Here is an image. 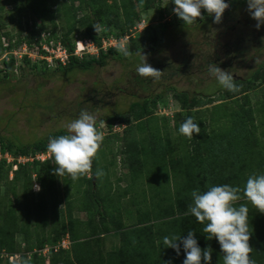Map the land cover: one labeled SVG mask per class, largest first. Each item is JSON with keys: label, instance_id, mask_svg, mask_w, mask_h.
<instances>
[{"label": "rangeland", "instance_id": "obj_1", "mask_svg": "<svg viewBox=\"0 0 264 264\" xmlns=\"http://www.w3.org/2000/svg\"><path fill=\"white\" fill-rule=\"evenodd\" d=\"M15 3L16 0H0V35L5 33L12 35L13 44L18 42L19 18L15 14ZM227 3L229 7L224 14L230 10V3ZM70 5V0H64L63 7L60 3V6L53 9L57 15L59 33L65 31L63 11ZM140 5V21L128 36L136 38L143 33L144 28L149 27L155 30L158 39L153 45L142 44L135 48L127 41L128 37L122 38V43L132 53L136 48H142L147 62L162 72L158 79L141 77L137 74L136 67L141 57L139 60L131 58L126 66L110 61L105 68H96L88 72H74L64 77L50 74L49 72L55 70L56 63L52 62L49 66L48 62L36 56L34 48L26 44V32H24L19 47L15 45L9 53L0 52V71L4 70L3 60L10 55L16 60L10 79L0 83V138L17 145H29L58 131L68 133L67 125L77 119L81 111L95 115L97 120L114 114H127L131 104L141 101L149 94L159 93L165 87L189 92L199 100L200 95H211L224 90L209 73V65L215 64L231 73L235 80H245L264 62V24L257 28L258 22L251 17L247 0H244L235 11L227 15L223 14L218 24L213 22V16L202 10L203 19L200 18V21L193 25H185L173 12L172 0H161V18L155 9L148 7L150 10L145 11ZM21 23L24 27L25 19H22ZM44 24L49 25L47 20ZM159 26L165 27L166 31L162 32ZM111 32L112 35L118 34L114 29ZM41 37V44L45 46L47 34H42ZM79 37L74 41H84ZM1 44L7 48V38L2 39ZM252 48L256 49V52L251 53ZM238 50L248 51V54H237ZM95 55L97 53L91 50V54L87 56ZM24 56L29 59L28 64L23 62ZM33 66L37 72H47V75L31 76ZM138 79L147 83H145L147 93L142 91L141 85L136 81ZM245 95L247 99L244 98ZM173 96L172 93L167 94L164 105L160 104L154 116L146 117L139 122L130 118L129 126L124 132L111 134L102 127L103 122L96 121L104 140L93 159L92 167L95 172L98 169L103 170L104 175L95 177L92 189L89 184L84 183L83 176L87 179L91 178L89 173L76 180H73L69 174L58 176L55 183L56 193L51 190L48 181H45L41 187L39 181L35 179L28 194V202L31 203L29 220L28 223L23 222L22 227L23 233L31 237V243L37 237V230L40 234L44 229V233L39 238L45 235V238L51 235L50 240L60 238L62 225L65 231L69 230V214L82 225L87 224L92 218L98 226H102L100 231L94 228L91 236H102L101 240L106 235L119 236L120 240L116 243L106 245L102 243L97 254L103 256L120 250L122 240L125 238L122 234L124 228L126 236L129 237L132 236L129 233L134 227L141 228L152 224L158 228H165L169 220L161 217L164 215L162 211L167 210L172 203L163 202L161 192L167 196L164 198L170 197L171 194L174 199L172 206L175 207L178 205L175 201L177 186H181L179 190L190 186L184 182L187 174L190 173L189 178L193 180L191 191L201 189L205 185L202 177L206 178L216 170L208 161L211 155L207 153L205 144L214 134H221L228 126H232V115L240 113L242 105L245 109H251L255 120L256 132L252 141L257 143V147L253 149L264 152V114L260 110V106L264 105V82L261 80L254 82L252 91L237 98L201 105L200 108L193 109L191 114L194 116L195 113H200L199 119L195 120L196 123L204 124L195 144L179 133V127L186 117ZM219 99L220 96H217L216 100ZM165 121L168 123V128L164 127ZM114 136H118V141H115ZM145 148H150L151 151L155 149L154 158H158L164 166L160 168L157 165L158 172L148 161L146 166L139 167L138 164L144 162ZM2 159L3 155H0V160ZM203 160L204 163H200ZM129 165L135 168L133 172L138 173V177L134 180ZM6 166L3 170H7L8 166L11 167L8 172V178L11 179L13 167L11 164ZM10 179L0 185V231L5 230L7 226V212L13 201L10 192L8 195L5 192L8 188L12 189V186L8 185L11 183ZM36 186H39V191L36 190ZM15 190L17 195H21L22 191L18 184L15 185ZM91 190L102 205L105 221H100L95 211L89 213L84 212L83 209L79 210L80 203L86 196L89 198ZM184 203L192 204L193 201ZM33 204L45 206L47 218L45 222L40 218L39 210L33 211ZM57 226H59L58 230L53 233ZM84 227L89 235L92 230ZM154 232L152 231L151 238L157 240L160 236H156ZM23 233L15 235L16 246L20 248L19 253L14 254L16 256L25 254L22 251L25 248ZM157 246L167 251L164 246L160 247L159 244ZM3 260L4 264H9L5 257ZM12 264H22L21 258L15 260L14 257Z\"/></svg>", "mask_w": 264, "mask_h": 264}, {"label": "trees", "instance_id": "obj_2", "mask_svg": "<svg viewBox=\"0 0 264 264\" xmlns=\"http://www.w3.org/2000/svg\"><path fill=\"white\" fill-rule=\"evenodd\" d=\"M66 1V0H65ZM71 5L64 10L66 28L65 31L61 33L57 32L58 22L56 12L53 11L54 8L60 6L63 7L64 0H16L15 14L18 16L19 21L17 25L18 29V42L13 44L14 37L10 34L0 35V52L9 53L14 49V46L19 47L22 44L21 38L26 32V44L28 47L39 46V54L45 56V52L40 49L41 35H48L45 43L50 41H58L67 50L69 54L68 61L65 65L60 63L56 64L55 70L49 72L50 74H58L62 77L67 76L74 72H88L96 68H105L110 61H116L122 65H127L131 58L139 60L140 56L137 55L138 52L143 54L144 50L142 48H136L130 57H124L120 54L117 49H107L102 50V42L104 39L109 37H114L117 40L128 37L129 44L133 48L138 47L142 44L153 45L156 43L158 36H156L155 30L153 28H144L143 33L138 35L136 38H131L129 33L136 27L137 23L140 21L141 12L139 10V4H141L145 11L155 9L160 18L162 17V10L160 8L161 0H70ZM227 0L230 3V10L224 15L235 11L239 5H242L244 0ZM239 3L238 5H236ZM140 5V6H141ZM150 7V8H148ZM173 7L175 5L173 4ZM61 9V8H60ZM205 12V11H203ZM206 13V12H205ZM25 19V25L22 26L21 20ZM48 21L45 25L44 22ZM37 21L39 23L37 24ZM200 21V18H197ZM30 22V24H29ZM32 23V24H31ZM200 23V22H199ZM100 24L101 30L97 33L95 31L94 25ZM160 27V26H159ZM117 30L118 34L112 35L111 30ZM162 32L166 31L165 27H160ZM183 29V28H181ZM154 31V32H153ZM161 32V33H162ZM164 34V33H163ZM78 36L84 40L90 41L94 47L98 50L97 55L87 56L83 58H78L74 56L76 39ZM7 38L8 46L4 48L1 44L2 39ZM159 41V40H158ZM161 41V40H160ZM158 43V42H157ZM240 53L248 54V51H240ZM44 61V60H43ZM23 62L28 64L29 59L26 56L23 57ZM45 63V62H44ZM3 71H0V83L7 82L13 72L16 64L15 58L10 55L9 58L3 60ZM33 72L31 76L39 77L46 76L47 72H37L36 68L33 66ZM3 75V76H1ZM235 80V79H234ZM261 80L264 82V62L255 70L248 79L245 80H235V83L239 87V91L230 92L226 89L221 90L217 93L211 95H200L199 100L193 97L189 92H180L173 87H165L159 93L149 94L141 101L131 104L127 114H114L112 116L99 119L97 121L110 124L119 121L120 123L126 125V129L129 126V119H133L135 122H139L142 119L150 116H154L155 111L160 106H163L165 98L168 93H172L175 100L180 104L181 110L185 113V117H192L194 120L199 119L200 113L194 116L191 111L196 108H200L201 105H209L218 101H226L232 98H237L238 96L250 92L253 90V84L255 81ZM142 88V91L147 93L148 90L145 88V80H136ZM147 84V83H146ZM217 96L221 99L216 100ZM247 99V95L244 96ZM246 105V104H244ZM249 105V104H248ZM261 112L264 114V105L260 106ZM231 125L221 134H214L213 138H209L205 144V148L209 157L208 161L210 165L216 170L212 171L208 177L203 178L205 180L204 186L199 189L200 191L207 190L209 185H222L230 184L232 186H239L243 190L244 184L247 178L252 174L264 173V152L260 150H254L253 147H257V143L254 140V132H256L255 120L252 116L251 109H245V106H241V112L232 115ZM164 127L168 128V123L163 122ZM203 123H199L200 129H203ZM126 129L124 131H126ZM123 131V132H124ZM66 131H58L51 134L47 138L38 140L29 145H17L12 141H7L5 138H0V155L10 154L13 157L18 156H29L44 153L48 149V144L50 138L59 137L61 135H67ZM199 135L194 134L193 139L188 140L192 144L198 141ZM115 141H118V136H114ZM122 152H120V155ZM155 149L152 151L150 148L144 149V162L140 165L146 166L147 161L152 164L155 171L158 172L157 165L163 168L161 161L158 158H154ZM132 158H138V156H131ZM152 160V161H151ZM200 163H204V160ZM6 161L0 160V185L8 181V172H10L11 167L8 166L7 170H3L6 166ZM160 165V166H159ZM131 173H133L134 178L138 177L137 172H133L135 169L133 166L129 165ZM143 166V167H144ZM7 167V166H6ZM57 167L55 160L52 159L47 163L40 164L39 162H33L30 164L19 165L16 172H13L11 177L12 189L8 188L5 191L8 195L10 192L11 197H13L12 204H10V210L7 212L6 217V227L5 230L0 231V253L4 252L8 255H14L19 253V249L16 246L15 235L18 233H23L22 227L23 222L28 223L31 208V203L28 201V194L30 193L31 187L35 179L42 184L45 181L50 183L51 190L56 193L55 183L58 175L55 174L54 170ZM91 178L84 177V183L89 184L91 189L93 188L92 179L96 177V172L92 167L88 172ZM137 174V175H136ZM189 174L184 179L187 189L179 190L180 185L177 186L175 194L177 199L175 200L178 204L177 206H172L174 199L167 197L165 193H162L163 202L172 203L169 204L167 210H163L161 217L169 220L165 225V228H158L156 225H146L141 228H132L130 235L126 236V229H122V234L125 238L122 240V246L119 251L107 253L106 255L97 254L101 249L103 240L100 239L102 236H91L93 234L94 228L98 231L102 226H98L92 218H90L87 224H80L74 217L71 218L69 214L68 220V231H65L64 225L62 228V233L60 238L56 240H50L51 235L46 238L36 231V236L34 241L31 243V237L25 235V248L22 250L25 254H30V256H21L22 264L23 261L30 257L31 264H183L185 258L183 249L181 248V254L176 255L175 251L171 248H167V251L157 248L158 244L162 247V239L165 236L171 234H176L180 236H186L189 231L195 232V238L198 241L199 246L202 249H207L212 252V264H223V253L220 250L219 243L213 239L211 241L207 240V233L203 232L205 225L200 224L196 221L195 217L189 213V205L184 203L185 201L192 202L191 199V189L192 184ZM221 175V176H220ZM201 176V175H200ZM221 177V178H220ZM198 179V178H197ZM207 183V184H206ZM18 184L22 193L17 195L15 192V185ZM161 190V189H160ZM188 190V191H186ZM165 195V196H164ZM241 199L236 202L235 206L239 207L241 204H246L249 209V230L251 232V237L249 244L252 247L251 258L255 261V264H264V213L257 210L251 202H249L244 196L243 191L240 193ZM6 196V195H5ZM6 198H8L6 196ZM5 198V201H6ZM162 203V202H161ZM43 204H33V211H38L41 213L40 218L44 222L47 220L45 213V206ZM79 210H84V212L92 213L95 211L99 217L100 221H105V215L103 213L102 205L98 199L95 197V193L92 190L89 192V198L86 196L83 198L79 205ZM175 208L176 211L174 210ZM161 208H159L160 210ZM157 217V216H156ZM82 226V227H81ZM88 227L92 232L88 235L85 232V227ZM59 226L55 227L53 233H56ZM154 229L156 231L154 232ZM67 230V229H66ZM120 231V230H119ZM152 231L157 238H151ZM52 234V233H51ZM102 235V234H101ZM69 236L72 242V247L70 251L61 250L57 253H51L48 258H43L37 254H32L35 250L43 249L47 245H55L63 237ZM109 236V235H106ZM121 237V236H120ZM130 239L128 241L127 239ZM97 254V255H96ZM8 263V262H6ZM0 264H4L3 258H0ZM10 264V263H9ZM203 264V260H202Z\"/></svg>", "mask_w": 264, "mask_h": 264}, {"label": "clouds", "instance_id": "obj_3", "mask_svg": "<svg viewBox=\"0 0 264 264\" xmlns=\"http://www.w3.org/2000/svg\"><path fill=\"white\" fill-rule=\"evenodd\" d=\"M175 5L173 12L185 25L197 23L202 17V10L213 16L214 23H220L223 14L228 9L227 0H172ZM251 17L257 20V28L264 24V0H247ZM95 31L101 30L100 24L94 25ZM117 51L124 57L132 56V52L123 43ZM141 57L136 72L141 77L158 79L161 71L152 67L146 55L137 53ZM209 73L215 77L218 84L230 92L239 91L233 75L222 70L215 64L209 65ZM97 117L87 111H81L79 117L67 125V135L50 138L48 151L53 155L57 167L54 172L58 176L69 174L73 180L88 173L92 168L93 159L103 143V133L97 128ZM201 129L192 117H187L179 127V133L193 139L199 135ZM96 176L104 175L98 169ZM39 191V186H36ZM243 196L251 204L264 213V173L250 175L243 187L230 184L209 185L207 190H193V203L189 205V213L196 221L205 225L203 232L207 233V240L215 239L223 253V264H255L251 258L252 247L249 244L251 232L249 230V209L246 204L236 207L235 204ZM165 248H171L176 255L183 249L185 258L183 264H212V252L202 249L195 232L189 231L186 236L171 234L162 239ZM23 264H31L30 257Z\"/></svg>", "mask_w": 264, "mask_h": 264}, {"label": "built area", "instance_id": "obj_4", "mask_svg": "<svg viewBox=\"0 0 264 264\" xmlns=\"http://www.w3.org/2000/svg\"><path fill=\"white\" fill-rule=\"evenodd\" d=\"M48 37V35H47ZM128 40V38H127ZM123 42L122 39L117 40L114 37H109L103 40L102 42V50L107 49H113L119 45H121ZM34 53L36 56H38L41 60H44L48 62L49 66L52 62L60 63L62 65H65L68 61L69 54L67 50L61 45L58 41H50L48 44L45 43V46H42L40 43V49L45 52V56L39 54V46H34ZM91 50L94 52H98V50L94 47V45L88 41H77L75 46V52L74 56L78 58H83L85 55L91 54ZM13 56V55H12ZM159 113L161 110L158 111ZM165 115H167L166 112H164ZM102 127H105L104 129H107L109 133L116 134L118 131H124L126 129V125L120 123L119 121H116L112 124L104 123ZM98 129L101 131V128L98 127ZM54 159L53 155L48 151V149L44 153L35 154V155H29V156H18L13 157L10 154L3 155L4 161H6V164H11L13 167V172H16L19 165H25L27 163H33V162H39L40 164L46 163L50 160ZM72 243L69 239V236H65L62 238L60 242H58L55 246H45L43 249L35 250L32 254H37L38 256H41L43 258H48L49 254L51 253H57L61 250L68 251L70 249ZM7 259L9 263H13V258L20 259V255H8L4 252L0 253V258Z\"/></svg>", "mask_w": 264, "mask_h": 264}, {"label": "crops", "instance_id": "obj_5", "mask_svg": "<svg viewBox=\"0 0 264 264\" xmlns=\"http://www.w3.org/2000/svg\"><path fill=\"white\" fill-rule=\"evenodd\" d=\"M103 239V244H110V243H116V241L120 240L119 236H105Z\"/></svg>", "mask_w": 264, "mask_h": 264}, {"label": "flooded vegetation", "instance_id": "obj_6", "mask_svg": "<svg viewBox=\"0 0 264 264\" xmlns=\"http://www.w3.org/2000/svg\"><path fill=\"white\" fill-rule=\"evenodd\" d=\"M240 51H241V50H238L237 54L240 53ZM254 51L256 52V49L253 50V48H252L251 53L254 52ZM240 55H245V54L240 53Z\"/></svg>", "mask_w": 264, "mask_h": 264}, {"label": "water", "instance_id": "obj_7", "mask_svg": "<svg viewBox=\"0 0 264 264\" xmlns=\"http://www.w3.org/2000/svg\"><path fill=\"white\" fill-rule=\"evenodd\" d=\"M94 182H95V178L92 179L93 186H94Z\"/></svg>", "mask_w": 264, "mask_h": 264}]
</instances>
